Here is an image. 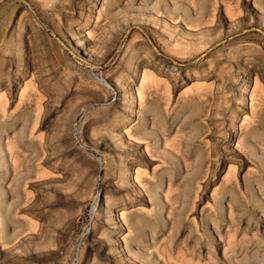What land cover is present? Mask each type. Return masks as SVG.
<instances>
[{
  "label": "rangeland",
  "instance_id": "374dc122",
  "mask_svg": "<svg viewBox=\"0 0 264 264\" xmlns=\"http://www.w3.org/2000/svg\"><path fill=\"white\" fill-rule=\"evenodd\" d=\"M261 8L0 0V264H264Z\"/></svg>",
  "mask_w": 264,
  "mask_h": 264
},
{
  "label": "bare ground",
  "instance_id": "6f19581e",
  "mask_svg": "<svg viewBox=\"0 0 264 264\" xmlns=\"http://www.w3.org/2000/svg\"><path fill=\"white\" fill-rule=\"evenodd\" d=\"M129 7L131 8V9H135V6H134V4H130L129 5ZM261 10H262V12L264 13V9L263 8H261ZM118 12H123V9H121V8H118V10H117V12L116 13H118ZM105 13L108 15V14H110V13H108L107 11H105ZM114 14H115V12H114ZM109 16V15H108ZM229 28H232L233 26L232 25H229L228 26ZM107 32V30H105V33H103L105 36H108L109 35V33H106ZM123 94H125L126 95V93L125 92H123ZM150 110H152V112L155 114V116H156V119H157V121L161 124V125H163L164 123H165V118H164V113L166 112L165 110V107L163 106V105H161L160 103H158V104H153L152 106H150V108H149ZM196 160H198V162L199 163H202V162H204V157H205V155H204V151L200 148V147H197L196 148ZM1 208H3V207H1ZM3 211H1V212H3V214L1 213V215H3V217H4V221H6V220H8V219H10L9 218V216H8V210L4 207V209H2ZM113 213V212H112ZM123 215H124V212H123ZM3 223V222H2ZM126 245H127V247H129L128 246V242H126Z\"/></svg>",
  "mask_w": 264,
  "mask_h": 264
}]
</instances>
